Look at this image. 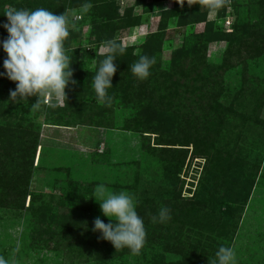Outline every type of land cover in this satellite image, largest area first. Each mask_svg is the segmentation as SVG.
<instances>
[{
    "label": "trees",
    "instance_id": "1",
    "mask_svg": "<svg viewBox=\"0 0 264 264\" xmlns=\"http://www.w3.org/2000/svg\"><path fill=\"white\" fill-rule=\"evenodd\" d=\"M257 2L264 5V0ZM25 3L28 9L43 7L57 15L66 10V5L75 8L91 4L95 18H106L100 24L99 40L106 38L108 33L113 35L142 21L141 16H133L132 8H127L120 15L116 0H0V65L6 59L2 41L8 36L3 27L7 23L5 6L9 4L20 9L26 8ZM262 9L261 12H264ZM163 16L178 17L182 24L188 25L205 22L206 30L197 34L190 48L175 51L170 67H160L156 58V63L150 68V76L143 81L132 74L131 65L137 59L132 53L134 48L126 47L130 55L127 58L125 52L116 56L117 72L108 90L114 98L121 93V101L136 108L134 116L125 121L124 127L143 135L144 151L156 156L167 173L165 184L137 199L136 211L144 221L147 236L140 254L134 256L140 264H208L215 258L224 237L231 233L230 228L234 230L236 227L261 171V159L253 162L248 159L242 135L229 137L227 134L238 113L233 103L225 105L221 101L224 95L221 82L224 74L238 65L242 66L244 84L257 82L247 77L248 59L264 54V22L258 21L245 31L242 29L247 24H236L234 32L225 34V39L221 38L227 42L222 63L211 65L207 59V43L219 36L214 33L213 22L208 20V9L202 10L197 6L180 13L171 8ZM112 20L116 22L111 23ZM74 24L81 26L83 20L74 19ZM157 36L154 33L151 38L157 39ZM80 40L79 33L69 38L72 50L70 67L73 69L72 79L76 81L94 76L98 70L92 73L77 68V45ZM144 46L147 47V42ZM147 53V56H155L154 52ZM103 58L99 56L98 61ZM66 95L63 106L48 107V118L62 112L57 116V125H62L59 122L64 121V114L68 112L73 118L78 117L77 111L86 105V101L78 98L79 105L73 110L69 92ZM92 100L97 98L89 101ZM99 109L98 113L93 109L88 116L78 117L80 123L94 125L92 114H95L97 123H103L106 108ZM63 123L68 125L69 122L65 120ZM152 137L153 144L150 142ZM39 138L40 129L34 121L0 123V209L30 213V222L34 227L27 239L28 246L34 250L52 244L55 251L64 252V259L71 262L127 264L128 257L132 256L129 249L116 251L110 242L98 239L99 232L92 231L96 217L82 209L85 206L81 205L85 202L86 189L83 193L79 190L74 197L68 194V199L74 201L75 209L66 222L56 220L52 224L48 221L47 212L58 195L32 189L34 156ZM194 164L200 166L202 175L196 185L192 182L188 194L184 195L181 173L189 171ZM28 197L30 202L26 206ZM162 206L170 209L171 219L166 223H152L151 217L158 215ZM50 218L55 221L53 213ZM101 220L106 224L110 222L108 218Z\"/></svg>",
    "mask_w": 264,
    "mask_h": 264
},
{
    "label": "rangeland",
    "instance_id": "2",
    "mask_svg": "<svg viewBox=\"0 0 264 264\" xmlns=\"http://www.w3.org/2000/svg\"><path fill=\"white\" fill-rule=\"evenodd\" d=\"M116 1L120 15H123L127 8H132L133 16H141L142 21L131 28L116 31L113 35L108 33L103 40L98 38L101 35L100 24L106 20L105 17L95 18L92 7L85 10L83 6L71 8L66 5L65 11L69 16L75 20L76 18L83 20L81 26L70 27V35L65 42L67 55L70 56L72 50L69 48V38L81 34V40L77 45L79 70L95 73L99 66V56H104L103 42L113 38L126 47L134 48L132 53L135 59L138 60L139 56L148 54V51L149 54L154 52L159 66L167 68L173 62L175 51L188 46L190 48L196 41L197 34L206 30L205 22L188 25L182 24L178 17L163 16L168 9L176 8L180 13H186L191 8L200 6L199 4L189 7L186 0L183 6L178 0ZM257 1L231 0L227 8H222L213 15H209L208 12V20L213 22L214 33L219 36L207 43V59L211 65L222 63L227 42L221 38L225 39L223 37L225 34H231L230 32L236 29V24H247L242 29L245 31L258 21L264 22V12H261L264 5ZM8 6L10 5L5 7ZM27 6L26 4V8ZM203 9L205 8L202 7ZM226 20L231 24H227ZM110 22L115 23L116 20ZM180 23L181 26L178 25ZM154 33L158 34L157 39L151 38ZM146 42L147 47L144 46ZM129 55L126 51L127 58ZM124 62L127 63L126 59ZM248 66V79L257 80L252 85L243 83L241 65L227 71L222 78L224 95L221 101L225 105L233 103L238 113L237 117L233 118L228 133H225L229 137L241 134L248 159L253 162L259 158L262 166L242 216L238 218L234 230L230 228L231 233L224 237L222 245L234 250L236 264H264V54L248 59ZM4 72L2 64L0 73ZM93 77L79 80L75 85L69 83L65 92L70 94L73 110L79 105L78 98L82 102L86 101V105L77 111L78 117L88 116L93 109L98 113L99 107H104L106 115L102 119H106L102 121L103 123H97L95 114H92L94 125H86L68 112L64 114L63 121H68V125H63L65 124L63 122H59L62 125H57L55 124L58 123L57 116L62 112L56 109L61 113L48 118L50 109L48 107H51L48 105L54 103L63 106L65 101L51 100L43 103L39 109L32 108L37 101L36 96L29 97L27 101L13 102L9 93L10 90H15L16 85L6 75H0V123L34 121L40 129L39 144L34 156L32 189L61 196L52 201L51 209L47 212V219L52 224H55L56 220L66 222L69 214L74 211V201L68 199V194L74 197L79 190L83 193V189H86L85 202H81L85 207L82 209L102 219L108 217L103 215L99 203L93 197L97 184L104 183L110 191L116 193L128 191L138 199L166 182L167 173L160 161L156 156L148 155L144 151L143 135L124 127L125 121L134 116L136 108L131 103L122 102L121 93H118L117 98L112 97L110 106L101 104L98 100L89 101L93 97L97 98L92 86ZM246 85L250 86L245 88ZM251 90L255 91L251 93ZM108 94L111 96L109 91ZM153 138L150 140L152 144ZM201 172L197 164L187 172L182 171L184 195L188 194L192 182L196 185L195 182L202 175ZM29 202L28 197L26 206ZM23 213L0 209V256H4L10 262L15 260L16 264H79L76 263L77 260L71 262L64 259V252L55 251L52 244L50 247L40 246V249L35 250L28 246L27 237L34 226L30 222V213ZM51 213L55 221L50 218ZM127 264H140V260L132 255L128 257Z\"/></svg>",
    "mask_w": 264,
    "mask_h": 264
},
{
    "label": "clouds",
    "instance_id": "3",
    "mask_svg": "<svg viewBox=\"0 0 264 264\" xmlns=\"http://www.w3.org/2000/svg\"><path fill=\"white\" fill-rule=\"evenodd\" d=\"M189 7L199 4L208 9L209 15L227 7L231 0H186ZM183 6L185 0H178ZM91 4H84L85 10ZM4 15L7 23L3 24L8 36L2 41L6 59L3 61L6 77L15 83V90H10V100L16 103L27 101L36 96L33 109H39L43 103L51 100L66 101L65 89L69 83L75 85L72 79L73 69L71 59L67 55L65 42L70 35V27H75L74 19L67 11L55 14L49 9L16 8L8 6ZM126 46L116 38L103 42L104 58L93 77V88L99 103L110 106L112 97L108 89L112 87V77L117 72V55H123ZM156 63V57L141 55L131 65L132 74L140 81L150 76V68ZM55 107L56 104L49 103ZM93 197L99 203L101 212L108 217L109 223H104L100 217L93 221V232H99L98 239L110 242L116 251L127 248L132 255H139L146 243V229L142 217L136 211L137 199L128 191L118 193L110 191L104 183L97 184ZM171 219L170 209L162 206L158 215L152 216V223H166ZM18 251V248H17ZM0 264H16L4 256H0ZM208 264H236V255L231 247L221 245L215 253V258Z\"/></svg>",
    "mask_w": 264,
    "mask_h": 264
},
{
    "label": "built area",
    "instance_id": "4",
    "mask_svg": "<svg viewBox=\"0 0 264 264\" xmlns=\"http://www.w3.org/2000/svg\"><path fill=\"white\" fill-rule=\"evenodd\" d=\"M79 18H80V16H79ZM76 19H77V18H76ZM226 23H227V24H231L229 20H226Z\"/></svg>",
    "mask_w": 264,
    "mask_h": 264
}]
</instances>
